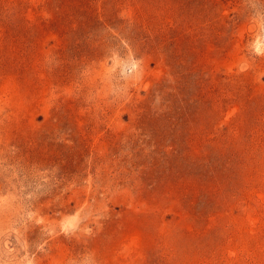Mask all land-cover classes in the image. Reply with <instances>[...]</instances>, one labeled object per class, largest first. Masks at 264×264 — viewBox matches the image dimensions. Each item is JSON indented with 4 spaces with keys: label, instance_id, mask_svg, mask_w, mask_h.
Segmentation results:
<instances>
[{
    "label": "rangeland",
    "instance_id": "1",
    "mask_svg": "<svg viewBox=\"0 0 264 264\" xmlns=\"http://www.w3.org/2000/svg\"><path fill=\"white\" fill-rule=\"evenodd\" d=\"M0 264H264V0H0Z\"/></svg>",
    "mask_w": 264,
    "mask_h": 264
}]
</instances>
